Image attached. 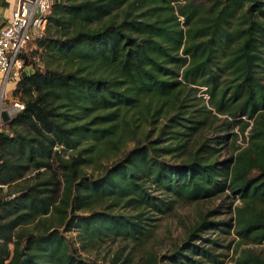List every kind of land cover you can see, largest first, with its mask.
Returning <instances> with one entry per match:
<instances>
[{
  "label": "trees",
  "instance_id": "1",
  "mask_svg": "<svg viewBox=\"0 0 264 264\" xmlns=\"http://www.w3.org/2000/svg\"><path fill=\"white\" fill-rule=\"evenodd\" d=\"M35 45L42 64L26 57L13 89L24 106L0 129V264L26 251L28 264H100L65 232L85 251L141 245L177 200L225 189L240 201L237 246L264 241V0H55ZM221 223L202 218L144 264L221 263L194 241L216 243L199 231Z\"/></svg>",
  "mask_w": 264,
  "mask_h": 264
},
{
  "label": "rangeland",
  "instance_id": "2",
  "mask_svg": "<svg viewBox=\"0 0 264 264\" xmlns=\"http://www.w3.org/2000/svg\"><path fill=\"white\" fill-rule=\"evenodd\" d=\"M30 50L28 51V55L31 57V60H35L39 65L42 64L38 55H30ZM259 70L262 71V68L259 67ZM204 89L205 86L202 87V90ZM203 96L207 98L208 94L203 92ZM220 116L224 118L226 115ZM226 117L230 118L229 116ZM218 122L222 124L221 120ZM238 130L237 125L227 127L226 131H221L216 127L205 130L204 134L215 139L222 133H230L231 131ZM238 141L242 142V136H239ZM132 144L131 142L126 149L131 147ZM216 145L220 146L218 154L220 158H225L229 155L227 145ZM239 203V199L229 193L227 189L211 197L198 200L185 201L179 199L175 202L171 210L157 215L151 237L141 245H134L130 241L122 239L114 241L107 240L97 245V247L85 251L80 247V243L76 239L75 230L66 231L65 234L70 240L71 246L89 263L111 264V257L115 251L121 250L122 255L117 263L144 264L145 257L149 253H156L162 257L163 255L172 254L176 249L182 247L184 242L188 240L191 229L198 221L205 217L208 220L225 222V224L221 223L219 225L221 229L206 228L203 231H199L202 237L209 238V240H216V243L201 238L194 239L196 243L204 244L219 254L218 258L222 260L219 264H235V260L239 254L250 250L264 257V241L260 243L245 242L237 246L239 237L234 233L232 225L234 222V206ZM128 255L130 256L129 260L124 261Z\"/></svg>",
  "mask_w": 264,
  "mask_h": 264
},
{
  "label": "built area",
  "instance_id": "3",
  "mask_svg": "<svg viewBox=\"0 0 264 264\" xmlns=\"http://www.w3.org/2000/svg\"><path fill=\"white\" fill-rule=\"evenodd\" d=\"M55 0H18L6 21L0 25V80L19 79L26 66L28 51L35 48V40L44 34L47 15ZM15 100L11 114L23 108Z\"/></svg>",
  "mask_w": 264,
  "mask_h": 264
},
{
  "label": "crops",
  "instance_id": "4",
  "mask_svg": "<svg viewBox=\"0 0 264 264\" xmlns=\"http://www.w3.org/2000/svg\"><path fill=\"white\" fill-rule=\"evenodd\" d=\"M18 0H0V25L8 19L12 10L16 7ZM26 72L31 71V66L24 67ZM16 79H9L7 82L2 83L0 80V112L2 108L10 109L15 101L13 96V89L16 86ZM4 122L0 114V129L4 126Z\"/></svg>",
  "mask_w": 264,
  "mask_h": 264
},
{
  "label": "water",
  "instance_id": "5",
  "mask_svg": "<svg viewBox=\"0 0 264 264\" xmlns=\"http://www.w3.org/2000/svg\"><path fill=\"white\" fill-rule=\"evenodd\" d=\"M25 74H26V71L23 70L21 72V76H25ZM0 114H1L2 120L4 122H7L10 119L11 111L7 108H2ZM29 258H30V254H29V252L26 251L25 256L22 258V260L19 264H28Z\"/></svg>",
  "mask_w": 264,
  "mask_h": 264
}]
</instances>
